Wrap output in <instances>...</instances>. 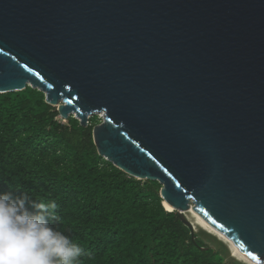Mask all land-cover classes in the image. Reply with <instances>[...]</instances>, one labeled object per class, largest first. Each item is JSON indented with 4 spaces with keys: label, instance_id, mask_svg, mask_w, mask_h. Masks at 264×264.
Returning a JSON list of instances; mask_svg holds the SVG:
<instances>
[{
    "label": "water",
    "instance_id": "water-1",
    "mask_svg": "<svg viewBox=\"0 0 264 264\" xmlns=\"http://www.w3.org/2000/svg\"><path fill=\"white\" fill-rule=\"evenodd\" d=\"M27 87L83 128L102 114L100 157L264 264V0H0V94Z\"/></svg>",
    "mask_w": 264,
    "mask_h": 264
},
{
    "label": "trees",
    "instance_id": "trees-1",
    "mask_svg": "<svg viewBox=\"0 0 264 264\" xmlns=\"http://www.w3.org/2000/svg\"><path fill=\"white\" fill-rule=\"evenodd\" d=\"M58 118L36 89L0 94V192L55 201L53 227L84 249L81 264H236L163 208L157 182L98 155L95 122Z\"/></svg>",
    "mask_w": 264,
    "mask_h": 264
},
{
    "label": "clouds",
    "instance_id": "clouds-1",
    "mask_svg": "<svg viewBox=\"0 0 264 264\" xmlns=\"http://www.w3.org/2000/svg\"><path fill=\"white\" fill-rule=\"evenodd\" d=\"M16 191L0 192V264H81L84 249L53 227L56 202Z\"/></svg>",
    "mask_w": 264,
    "mask_h": 264
},
{
    "label": "rangeland",
    "instance_id": "rangeland-1",
    "mask_svg": "<svg viewBox=\"0 0 264 264\" xmlns=\"http://www.w3.org/2000/svg\"><path fill=\"white\" fill-rule=\"evenodd\" d=\"M58 120L60 121V122H62V123H66V121L65 120H63L62 118H58ZM95 122V125H98V124H100L101 122H102V116H99L98 114L97 115H92V116H90V118L88 119V124H93ZM89 126V125H88ZM199 237V236H198ZM200 238V237H199ZM202 239V238H201ZM203 240V239H202ZM204 241V240H203ZM204 243L207 245V246H209V247H211V248H214V249H216L215 247H213L212 245H210L209 243H207L206 241H204ZM217 250V249H216ZM226 261L227 262H230V263H232L233 261H231L229 258H227L226 257Z\"/></svg>",
    "mask_w": 264,
    "mask_h": 264
},
{
    "label": "bare ground",
    "instance_id": "bare-ground-1",
    "mask_svg": "<svg viewBox=\"0 0 264 264\" xmlns=\"http://www.w3.org/2000/svg\"><path fill=\"white\" fill-rule=\"evenodd\" d=\"M99 116H102V114H98ZM90 116H92V115H89V118H90ZM173 211V210H172Z\"/></svg>",
    "mask_w": 264,
    "mask_h": 264
}]
</instances>
